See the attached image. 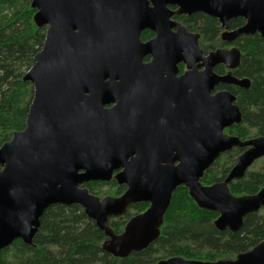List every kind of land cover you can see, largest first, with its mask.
<instances>
[{"label":"water","instance_id":"95a60500","mask_svg":"<svg viewBox=\"0 0 264 264\" xmlns=\"http://www.w3.org/2000/svg\"><path fill=\"white\" fill-rule=\"evenodd\" d=\"M29 7L46 34L22 78L33 90L25 127L0 146V252L16 240L32 245L54 205L79 206L103 232L102 250L121 259L156 241L180 186L199 209L218 214L219 231L237 232L247 214L264 209V188L240 197L228 189L264 157V137L241 142L224 133L241 123V111L230 91L216 87L248 89L250 80L214 69L233 70L240 53L204 54L199 35L171 21L204 13L216 18L225 42L264 39V0H30ZM237 18L244 24L229 29ZM144 31L154 37L142 42ZM233 148L244 150L225 180L202 185ZM110 181L125 187L120 196L100 198L84 187ZM138 203L147 209L114 234L108 221ZM156 264H264V241L233 259L175 256Z\"/></svg>","mask_w":264,"mask_h":264},{"label":"trees","instance_id":"16d2710c","mask_svg":"<svg viewBox=\"0 0 264 264\" xmlns=\"http://www.w3.org/2000/svg\"><path fill=\"white\" fill-rule=\"evenodd\" d=\"M29 3L30 0H0V146L25 127L33 90L22 78L34 63L46 34V27L34 25L35 10ZM178 20L188 30L201 35L199 47L206 52L226 46L220 40L221 27L214 18L195 14L189 19L180 17ZM243 24L244 21L237 18L228 26L233 30ZM140 38L146 42L153 36L145 31ZM235 45L242 55L235 75L248 78L250 85L247 90L225 87L236 97V105L242 113V123L225 132L245 141L264 136V39L258 34L241 36ZM180 70L182 72L183 67ZM224 71L223 66L215 70L217 74H224ZM243 150L234 148L222 154L205 171L200 183L209 186L224 181ZM84 187L98 197H118L125 190L114 181L90 182ZM103 187L108 189L102 194ZM263 188L264 158L255 162L243 178L228 185L230 194L236 197L254 196ZM147 207V203L132 205L122 216L110 219L108 225L114 234H119L132 216L144 212ZM217 216L216 212L199 209L187 189L180 186L172 193L156 241L145 250L121 259L102 250L103 232L79 206L54 205L41 216L32 245L14 241L0 252V264H156L175 256L217 261L233 259L264 241V209L247 214L241 229L234 233L227 229L219 231L214 225Z\"/></svg>","mask_w":264,"mask_h":264},{"label":"flooded vegetation","instance_id":"af4514ba","mask_svg":"<svg viewBox=\"0 0 264 264\" xmlns=\"http://www.w3.org/2000/svg\"><path fill=\"white\" fill-rule=\"evenodd\" d=\"M168 9L170 10V11H175V10H177V7H175V6H168ZM195 14H202V15H204V16H208V15H206V14H204V13H193V14H191V15H184V14H182V15H173L172 17H171V21H173V22H179L182 26H184V28L186 29V31L187 32H189V33H192V34H198L199 35V39H198V47H199V40H200V38H201V35L199 34V33H197L196 31H190V30H188L187 28H186V26L180 21V20H178V18H180V17H184L185 19H189V17H191L192 15H195ZM215 20H216V18H214ZM217 21V20H216ZM220 26V25H219ZM145 32V31H144ZM150 32V31H149ZM222 32H223V29L221 28V32H220V35H219V37H220V40L223 42V43H225L226 44V46H224L223 48H216V49H213V50H210V51H208V52H206V50H204V49H202L201 47H199V49L204 53V54H207V53H209V52H211V51H215V50H217V49H226V50H230V49H232V48H236L238 51H239V53H240V56H239V65H240V60H241V51H240V49L238 48V46L237 45H235V43L237 42V40H235V41H233V42H231V43H228V42H225V41H223L222 39H221V34H222ZM143 33V32H142ZM150 33H152V32H150ZM152 36L154 37V34L152 33ZM149 39H152V38H149ZM149 61V57H146L145 58V60H144V62H148ZM239 65L237 66V67H235L233 70H228L226 67H224L223 65H218V66H223L224 67V69H225V71L223 72L224 74H217L216 72H215V70H216V68L214 69V72L217 74V75H226V74H228V73H230L233 77H235V78H238V79H243L244 77H241V78H239V77H237L236 75H235V70L239 67ZM217 66V67H218ZM181 67H183V65H179V71H181L180 70V68ZM183 71H184V67H183ZM182 71V72H183ZM182 72H179V74L178 75H180ZM225 87H235V88H237V89H242V88H240V87H238V86H235V85H227V84H219L217 87H216V91H219V90H223V89H225V90H227V88H225ZM249 88V87H248ZM243 90H247V89H243ZM235 104H236V101H235ZM239 108V107H238ZM239 110H240V108H239ZM241 123H242V113H241ZM240 123V124H241ZM239 124V125H240ZM233 126H237V125H233ZM233 126H231V127H233ZM230 127V128H231ZM230 128H226L225 130H224V133H226V134H229V135H231L230 133H228V132H225L227 129H230ZM234 137H236V136H234ZM257 137H264V136H255V137H251V138H249V139H247V140H245V141H241V142H246V141H249V140H251V139H253V138H257ZM236 138H238V137H236ZM234 149V148H233ZM237 149H241V148H237ZM232 150V149H231ZM230 150V151H231ZM226 152H229V151H226ZM225 152V153H226ZM222 154H224V153H222ZM222 154H220V156L222 155ZM219 156V157H220ZM218 157V158H219ZM217 158V159H218ZM232 169V168H231ZM234 181V180H233ZM240 197V196H239ZM261 210H263V209H261ZM260 210V211H261Z\"/></svg>","mask_w":264,"mask_h":264},{"label":"rangeland","instance_id":"374dc122","mask_svg":"<svg viewBox=\"0 0 264 264\" xmlns=\"http://www.w3.org/2000/svg\"><path fill=\"white\" fill-rule=\"evenodd\" d=\"M262 158H264V157H262ZM262 158H259V159H256L254 162H253V164L255 163V162H257V161H259L260 159H262ZM252 164V165H253ZM251 165V166H252ZM251 166L248 168V169H250L251 168ZM108 188L107 187H103L101 190H102V194L107 190ZM104 196H108V195H102V196H99L100 198H102V197H104Z\"/></svg>","mask_w":264,"mask_h":264}]
</instances>
